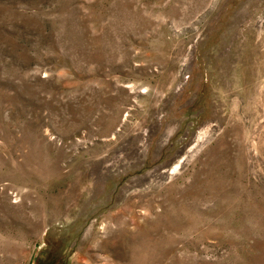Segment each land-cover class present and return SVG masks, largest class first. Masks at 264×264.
<instances>
[{"label":"rangeland","instance_id":"374dc122","mask_svg":"<svg viewBox=\"0 0 264 264\" xmlns=\"http://www.w3.org/2000/svg\"><path fill=\"white\" fill-rule=\"evenodd\" d=\"M0 264H264V0H0Z\"/></svg>","mask_w":264,"mask_h":264}]
</instances>
